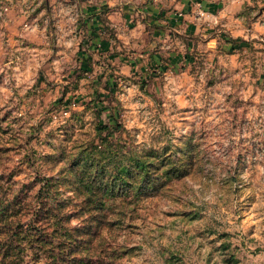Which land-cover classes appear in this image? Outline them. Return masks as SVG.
Returning <instances> with one entry per match:
<instances>
[{"label": "rangeland", "instance_id": "374dc122", "mask_svg": "<svg viewBox=\"0 0 264 264\" xmlns=\"http://www.w3.org/2000/svg\"><path fill=\"white\" fill-rule=\"evenodd\" d=\"M80 16L0 0V199L32 208L50 177L72 197L79 167L109 186L83 214L88 264H264V0L241 11L245 38L167 74L89 51Z\"/></svg>", "mask_w": 264, "mask_h": 264}, {"label": "crops", "instance_id": "0c3cea01", "mask_svg": "<svg viewBox=\"0 0 264 264\" xmlns=\"http://www.w3.org/2000/svg\"><path fill=\"white\" fill-rule=\"evenodd\" d=\"M70 1L86 24L89 51L124 68L167 74L200 48L211 51L223 37L245 38L250 31L240 19L250 0H63V5Z\"/></svg>", "mask_w": 264, "mask_h": 264}, {"label": "trees", "instance_id": "16d2710c", "mask_svg": "<svg viewBox=\"0 0 264 264\" xmlns=\"http://www.w3.org/2000/svg\"><path fill=\"white\" fill-rule=\"evenodd\" d=\"M99 165V162L85 164L82 168L90 171L96 167L99 172ZM142 167L141 162H136L132 169L138 171ZM78 171L79 167L71 169L75 178L67 180L73 188L72 197L61 194L66 183L63 178L50 177L39 182L32 208L23 192L11 199H0V264H26L28 258L32 264H88L95 260L92 244L95 231L86 229L88 220L83 214L104 203L109 186L102 184V192L98 194L95 187L103 182L99 178L102 176L88 178ZM81 196L84 198L80 202Z\"/></svg>", "mask_w": 264, "mask_h": 264}]
</instances>
